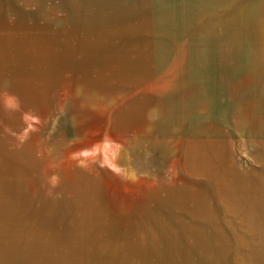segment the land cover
Masks as SVG:
<instances>
[{
    "label": "rangeland",
    "instance_id": "1",
    "mask_svg": "<svg viewBox=\"0 0 264 264\" xmlns=\"http://www.w3.org/2000/svg\"><path fill=\"white\" fill-rule=\"evenodd\" d=\"M0 264H264V0H0Z\"/></svg>",
    "mask_w": 264,
    "mask_h": 264
}]
</instances>
